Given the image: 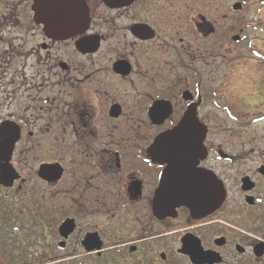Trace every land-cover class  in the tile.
Masks as SVG:
<instances>
[{"label": "flooded vegetation", "instance_id": "1", "mask_svg": "<svg viewBox=\"0 0 264 264\" xmlns=\"http://www.w3.org/2000/svg\"><path fill=\"white\" fill-rule=\"evenodd\" d=\"M242 5L0 0V136L14 140L0 185L57 218L41 222H59V246L101 264H264V42L244 40ZM188 111L204 129L190 161L224 199L160 212L155 144Z\"/></svg>", "mask_w": 264, "mask_h": 264}, {"label": "rangeland", "instance_id": "2", "mask_svg": "<svg viewBox=\"0 0 264 264\" xmlns=\"http://www.w3.org/2000/svg\"><path fill=\"white\" fill-rule=\"evenodd\" d=\"M206 1H212L221 6L223 16L227 13L228 16L236 13L233 11L232 5L241 1L243 4L242 11L238 12L236 16L240 17L239 26L243 23L248 26L246 31L248 36L244 40L249 43V48L253 46L254 42L259 40L264 42V7L261 8L264 0ZM35 203V200L29 198L14 199L10 192L0 185V238L6 245L8 252L13 251L14 255L17 256L21 251L22 256L19 259H23L20 264L27 262L30 264H101L100 259L85 254L86 252L83 250L74 251V238L65 248L59 246L57 232L59 222L50 224L51 227L47 225L50 229L46 232H44L45 226L41 222L44 220L47 223L50 218H57L44 215L40 212L41 210L37 213L42 216L32 215ZM118 263L119 260H114L112 264Z\"/></svg>", "mask_w": 264, "mask_h": 264}, {"label": "water", "instance_id": "3", "mask_svg": "<svg viewBox=\"0 0 264 264\" xmlns=\"http://www.w3.org/2000/svg\"><path fill=\"white\" fill-rule=\"evenodd\" d=\"M235 8L239 9L240 4H235ZM195 115V113H194ZM192 112H186L183 119L179 122L174 129L161 135L156 141L155 148L161 149L159 154H164L166 157L160 159L162 163H168L164 174L160 182V190L158 192V199L156 200V205L160 212L168 213L169 211L175 209L177 205L186 204L192 208V210H198L202 206L215 209L224 199V192L220 193L218 196L215 194L212 196L213 189L210 187V183L207 184L208 194L201 197H192L190 192L187 190L185 185V172L182 166L176 164L173 165L172 159H170L168 146L176 144L172 143V138H184L185 140H192L191 146L193 149H201L203 147V136L204 129L200 127V123L194 117ZM12 140L10 143L7 142V139L4 136H0V183L6 186L10 185V179H12V172L9 167L8 159L11 154ZM179 171H183L181 175H177ZM203 179L206 182L211 181V175L206 174V179L203 176ZM177 187L175 191H181V194L176 195L174 199L163 198L167 195L168 189L170 187ZM217 189L220 190V183H215L214 185ZM162 197V198H161ZM60 233L64 238H68L69 234L74 230V221L72 219H66L60 225ZM64 244V243H63Z\"/></svg>", "mask_w": 264, "mask_h": 264}, {"label": "snow or ice", "instance_id": "4", "mask_svg": "<svg viewBox=\"0 0 264 264\" xmlns=\"http://www.w3.org/2000/svg\"><path fill=\"white\" fill-rule=\"evenodd\" d=\"M191 141L184 140L169 147V152L181 163L185 172V185L192 197H201L208 194L207 184L201 172L197 169V161H190ZM161 149H158L159 153ZM171 163V161H170Z\"/></svg>", "mask_w": 264, "mask_h": 264}, {"label": "trees", "instance_id": "5", "mask_svg": "<svg viewBox=\"0 0 264 264\" xmlns=\"http://www.w3.org/2000/svg\"><path fill=\"white\" fill-rule=\"evenodd\" d=\"M10 252H8L6 245L3 244V240L0 238V264H20L22 262L23 258L19 259V257L22 256L21 251L19 254H17V256L14 255L15 253L13 251ZM24 264L30 263L27 262Z\"/></svg>", "mask_w": 264, "mask_h": 264}, {"label": "bare ground", "instance_id": "6", "mask_svg": "<svg viewBox=\"0 0 264 264\" xmlns=\"http://www.w3.org/2000/svg\"><path fill=\"white\" fill-rule=\"evenodd\" d=\"M169 155H172L171 153H169Z\"/></svg>", "mask_w": 264, "mask_h": 264}]
</instances>
